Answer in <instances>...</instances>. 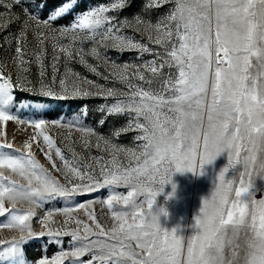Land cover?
Returning <instances> with one entry per match:
<instances>
[{"label": "snow or ice", "instance_id": "1", "mask_svg": "<svg viewBox=\"0 0 264 264\" xmlns=\"http://www.w3.org/2000/svg\"><path fill=\"white\" fill-rule=\"evenodd\" d=\"M166 3L173 6L153 22L152 12ZM0 6L6 9L0 12V31L19 24L12 64H0V123H27L36 130L22 148L13 149L7 139L0 144L13 149L0 151V217L7 214L0 229L17 233L0 238V264H264V0H144L140 12L119 20L108 15L128 6V0H118L78 13L70 23L60 21L76 11L72 0H0ZM125 28L160 50L124 34ZM29 35L33 51L26 59ZM47 45L52 71L46 82ZM109 49L153 58L120 64L107 55ZM32 58L39 69L35 81L16 72L27 74ZM62 59L65 71L58 75ZM72 63L123 87L89 79ZM17 87L59 101L104 102L96 109L78 105L67 121L25 120L11 111ZM96 112L99 127L108 117L127 121L101 132L85 123V115ZM47 124L67 133L71 158ZM133 129L138 144L115 142ZM39 138L35 149L50 166L35 155ZM77 142L107 158H84L75 151ZM225 150L227 164L203 198L195 233L184 237L163 228L160 213H167L153 205L173 173L199 174ZM121 187L126 194L117 191ZM104 190L106 198L45 208ZM97 204L101 211L107 207L110 227L98 220ZM45 236L57 244L62 237L70 240L51 257L30 261L25 245Z\"/></svg>", "mask_w": 264, "mask_h": 264}, {"label": "rangeland", "instance_id": "2", "mask_svg": "<svg viewBox=\"0 0 264 264\" xmlns=\"http://www.w3.org/2000/svg\"><path fill=\"white\" fill-rule=\"evenodd\" d=\"M9 2V0H6ZM73 3L77 5L76 11L72 16H67L64 20L60 21L61 23H70L72 19H74L75 15L78 13H82L84 11L90 10L93 7H98L101 4L110 5L112 3L118 2V0H72ZM144 0H128V6L124 9H114L111 10L108 15L115 16L117 19L123 18H132L136 13L141 11ZM173 5L170 3H166L163 6L157 8L151 14V19L155 22L159 16L168 12V10ZM6 9L3 6H0V12H4ZM13 11L19 12L20 9L18 6H14ZM19 31L18 23H10L7 28L0 31V64L11 65L12 59L15 55V47H16V39ZM124 34L134 37L136 40H140L141 42L148 43L150 48L160 50V46L153 45L149 43L146 39V36L142 37L140 33L135 32L131 28L123 29ZM49 48V54L45 58V81L47 82L51 78V56H50V45H47ZM87 47V45H86ZM28 59L31 57L33 51V40L31 35H29V44H28ZM107 55L115 60L117 63H142L144 60H150L153 57L145 53L143 56L140 55L136 50H126L124 52H119L117 50L109 49L107 50ZM89 61L91 63H97L89 57ZM75 71L81 73L83 76H87L89 79L97 80L99 83L107 84L108 86H115L117 88L123 87L118 82H113L111 80L104 81L100 77H96L94 74L89 72L86 68L78 63H72L69 65ZM28 67L27 74L22 69H16V72L21 76V78L27 75V79L30 81H35L38 78V65L34 58H32L31 63L26 65ZM59 72L58 75H63L65 71V66L63 63V59L59 64ZM101 72H104V68L101 66L99 68ZM164 71H168L164 69ZM31 85H29L30 87ZM102 98H85L84 100H68V101H59L54 98L43 97L38 93H32L23 90L20 87H17L14 90V102L11 106V111L15 115H19L25 120L28 119H45L47 121H51L53 119H61L64 121L73 119L75 115V111L78 105L86 104L93 109H96L99 104L103 103ZM35 105L37 109H34L32 106ZM99 118V113L96 112L92 115H85V123L97 127L98 131L107 132L109 128L115 126L119 127L121 124L126 123L127 117H108L106 119V123L103 127H99L96 123ZM48 129V134L51 135L56 141L57 146L61 147L66 157L71 158V143L64 139V136L67 134L65 131L60 129L52 128L50 124L44 126ZM35 129L30 124H19L16 121H9L5 123H0V144L3 143L5 139L9 143L12 144L13 149L22 148L24 143L35 133ZM138 131L133 129L127 133L122 134L117 140L116 143L135 146L138 144V141H135L134 138L138 135ZM78 132L72 133V138L78 141L79 138ZM42 143V138H39L37 141H34V151L36 157L44 163L46 166H50L46 161V158L43 156L38 149H35V144ZM13 149H8L6 147L0 148V151L11 152ZM75 151L81 153L84 158H89L90 156H100L106 154L97 150L93 147L90 151L86 150L82 147V145L77 142L75 145ZM57 159V163L59 164V160ZM228 161V152L225 150L216 159L210 163L205 164L203 166V170L201 173H194L191 171L174 172L172 175V182L164 185V191L160 193L156 198V203L153 205V210H157L161 205H164L167 208V215L160 214V224L163 228L167 230H172L175 228L177 230V234L188 237L195 233L197 230L195 225V217L199 214V210L202 206V198L208 197L215 187V182L217 181L219 171L226 166ZM90 162V161H89ZM126 163V161H125ZM97 167H99L97 165ZM173 183L177 185L175 191L173 192ZM117 191L122 192L124 194L127 193L128 189L121 187L117 189ZM172 193V195H169ZM108 194L107 190L98 192L92 195H82L77 197L74 201H52L45 205L47 207H62L69 203H82L87 201L88 199L93 198H106ZM167 197V200L165 199ZM7 206V204H6ZM96 209V215L98 220L105 227L111 226V220L109 218L110 214L106 206H104L103 211H101V206L99 204L94 206ZM42 209H37V212L42 214ZM77 216L85 219L87 221V217L83 212H77ZM7 219V214L4 217H0V222H4ZM57 220H62V217H56ZM33 226L36 230H39V224L36 217L33 218ZM16 231L11 229H0V238H5L10 240L12 236L16 235ZM69 237H62L61 244H57L50 240L47 236L45 237H36L32 238L25 245V252L28 259L32 262L42 258L43 256L51 257L54 255L60 247H67ZM90 257L85 256L83 259L87 260Z\"/></svg>", "mask_w": 264, "mask_h": 264}, {"label": "clouds", "instance_id": "3", "mask_svg": "<svg viewBox=\"0 0 264 264\" xmlns=\"http://www.w3.org/2000/svg\"><path fill=\"white\" fill-rule=\"evenodd\" d=\"M170 182H172V177H171V181ZM169 182V183H170ZM174 185H175V188L173 189V192L175 191V189H176V187H177V185L175 184V183H173ZM164 191V190H163ZM163 191H159L158 192V195L160 194V193H162ZM169 195H172V193H169ZM166 200H167V197L165 198ZM202 202H203V198H202ZM160 209H163V210H165V212L167 213V208L164 206V205H161L158 209H157V211H159ZM160 214H164V213H160Z\"/></svg>", "mask_w": 264, "mask_h": 264}]
</instances>
